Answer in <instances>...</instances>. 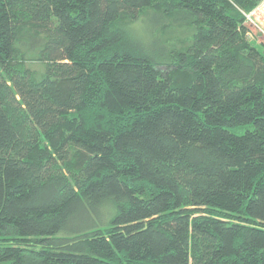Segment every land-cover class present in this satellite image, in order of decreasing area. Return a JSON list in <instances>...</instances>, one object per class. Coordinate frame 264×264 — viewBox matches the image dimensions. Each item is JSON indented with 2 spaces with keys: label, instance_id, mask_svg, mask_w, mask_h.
I'll list each match as a JSON object with an SVG mask.
<instances>
[{
  "label": "trees",
  "instance_id": "obj_1",
  "mask_svg": "<svg viewBox=\"0 0 264 264\" xmlns=\"http://www.w3.org/2000/svg\"><path fill=\"white\" fill-rule=\"evenodd\" d=\"M257 3L0 0V264H264Z\"/></svg>",
  "mask_w": 264,
  "mask_h": 264
},
{
  "label": "built area",
  "instance_id": "obj_2",
  "mask_svg": "<svg viewBox=\"0 0 264 264\" xmlns=\"http://www.w3.org/2000/svg\"><path fill=\"white\" fill-rule=\"evenodd\" d=\"M257 6L250 12H246L239 9L240 14L245 20L246 25L249 28L252 27L251 32L247 34L248 37H256L254 30L258 31L262 36H264V0H257Z\"/></svg>",
  "mask_w": 264,
  "mask_h": 264
},
{
  "label": "rangeland",
  "instance_id": "obj_3",
  "mask_svg": "<svg viewBox=\"0 0 264 264\" xmlns=\"http://www.w3.org/2000/svg\"><path fill=\"white\" fill-rule=\"evenodd\" d=\"M143 22H137L136 23V25H134L133 27H134V29H136V30H138V29H141V28H143ZM252 29V27L250 28V30ZM254 33L255 34H257V31L256 30H254ZM184 36L182 35V37H179L180 39H182ZM248 39V42L249 43H251V44H253V45H255V46H261V44H262V42L264 41V36H261V35H257V38L254 36H252V37H248L247 38ZM184 40V39H183ZM29 57H32V55L31 54H29ZM33 59V58H32ZM32 59H28V61H27V66H30L32 69H34V70H37V71H40L41 72V70H42V65L39 63V62H37V61H34V60H32ZM2 264H9V263H2Z\"/></svg>",
  "mask_w": 264,
  "mask_h": 264
}]
</instances>
